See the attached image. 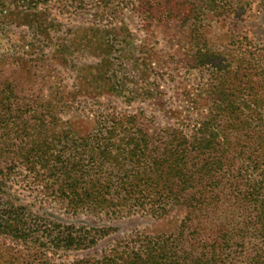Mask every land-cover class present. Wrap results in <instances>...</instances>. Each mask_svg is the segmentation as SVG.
<instances>
[{
	"label": "trees",
	"instance_id": "1",
	"mask_svg": "<svg viewBox=\"0 0 264 264\" xmlns=\"http://www.w3.org/2000/svg\"><path fill=\"white\" fill-rule=\"evenodd\" d=\"M136 1L145 19L178 22L188 29L191 54L186 61L200 79L196 93L187 98L207 106L205 117L192 121L187 115L178 127L149 135L133 121L100 116L91 131L80 134L59 124L52 105L40 98L25 103L5 84L0 87V193L20 165L71 216L112 221L184 212L173 234L128 236L98 258L72 264H237L243 253L235 252L245 249L248 264H264V177L225 184L212 171L223 165L214 155L232 150L225 141L230 133L236 141L257 143L264 156V44L232 36L231 43L216 47L201 39L199 30L233 25L251 10L253 0ZM110 88L119 90L115 82ZM232 200L248 211L243 224L229 221L221 208ZM14 205L0 197V238L36 243L40 249L87 250L113 231L106 225L34 219L27 207Z\"/></svg>",
	"mask_w": 264,
	"mask_h": 264
},
{
	"label": "rangeland",
	"instance_id": "2",
	"mask_svg": "<svg viewBox=\"0 0 264 264\" xmlns=\"http://www.w3.org/2000/svg\"><path fill=\"white\" fill-rule=\"evenodd\" d=\"M260 1L253 0L251 10L233 25H202L200 38L216 47L231 43L232 36L240 42L264 44ZM137 7L136 0H0V87L11 84L25 103L40 98L52 105L51 114L59 124L80 134L91 131L100 116L119 123L133 121L149 135L178 127L187 115L192 121L205 117L207 106L187 98L196 93L200 79L186 61L191 54L188 29L178 22L145 19ZM112 82L118 91L111 90ZM192 121L186 122L189 128ZM234 136H225L232 146L229 155H214L223 162L212 169L215 179L225 184H243L246 177L261 181L264 156L259 145L249 139L236 141ZM4 157L8 159L7 154ZM14 169L5 180L2 199L27 207L34 219L95 228L106 225L113 231L95 247L79 251L40 249L36 243L1 237L0 264H72L95 259L128 236L173 234L184 215L183 211L162 219L131 215L112 221L71 216L33 175L20 165ZM221 208L238 225L248 215L234 200ZM242 253L237 264H248V249L235 252Z\"/></svg>",
	"mask_w": 264,
	"mask_h": 264
}]
</instances>
